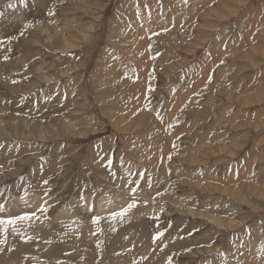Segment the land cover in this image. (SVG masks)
<instances>
[{"label":"rangeland","instance_id":"1","mask_svg":"<svg viewBox=\"0 0 264 264\" xmlns=\"http://www.w3.org/2000/svg\"><path fill=\"white\" fill-rule=\"evenodd\" d=\"M9 218L0 264H264V0H0Z\"/></svg>","mask_w":264,"mask_h":264},{"label":"snow or ice","instance_id":"2","mask_svg":"<svg viewBox=\"0 0 264 264\" xmlns=\"http://www.w3.org/2000/svg\"><path fill=\"white\" fill-rule=\"evenodd\" d=\"M21 4H24L25 3V0H20ZM50 15L52 13H49ZM22 34V33H21ZM135 205H129V207H134ZM124 213H121V215H123ZM20 220H24V219H30V217L28 216H22L19 218ZM98 219V218H97ZM17 223V220L14 219V218H9L7 220H4V219H0V225H11V226H15Z\"/></svg>","mask_w":264,"mask_h":264},{"label":"bare ground","instance_id":"3","mask_svg":"<svg viewBox=\"0 0 264 264\" xmlns=\"http://www.w3.org/2000/svg\"><path fill=\"white\" fill-rule=\"evenodd\" d=\"M33 199H34V201H35V196H33ZM116 205V204H115ZM103 205L102 204H100L99 205V208H101ZM104 208V207H103Z\"/></svg>","mask_w":264,"mask_h":264}]
</instances>
